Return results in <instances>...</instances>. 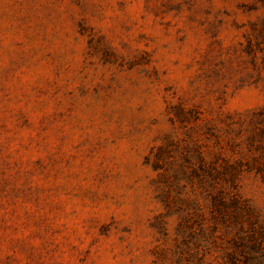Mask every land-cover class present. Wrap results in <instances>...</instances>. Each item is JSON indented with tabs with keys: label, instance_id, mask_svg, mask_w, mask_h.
I'll return each mask as SVG.
<instances>
[{
	"label": "rangeland",
	"instance_id": "1",
	"mask_svg": "<svg viewBox=\"0 0 264 264\" xmlns=\"http://www.w3.org/2000/svg\"><path fill=\"white\" fill-rule=\"evenodd\" d=\"M0 264H264V0H0Z\"/></svg>",
	"mask_w": 264,
	"mask_h": 264
}]
</instances>
